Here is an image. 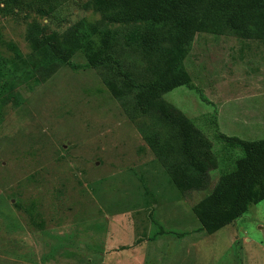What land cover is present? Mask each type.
Instances as JSON below:
<instances>
[{
	"label": "rangeland",
	"instance_id": "obj_1",
	"mask_svg": "<svg viewBox=\"0 0 264 264\" xmlns=\"http://www.w3.org/2000/svg\"><path fill=\"white\" fill-rule=\"evenodd\" d=\"M144 27L108 22L96 0L0 16V264H264V199L217 231L194 213L242 185L246 161L225 138L264 139V40L196 33L182 52L191 85L150 108L129 85L156 77ZM174 28L155 30L166 48ZM45 36L73 65L41 55Z\"/></svg>",
	"mask_w": 264,
	"mask_h": 264
},
{
	"label": "trees",
	"instance_id": "obj_2",
	"mask_svg": "<svg viewBox=\"0 0 264 264\" xmlns=\"http://www.w3.org/2000/svg\"><path fill=\"white\" fill-rule=\"evenodd\" d=\"M62 0H0V16L11 15L18 11L32 10L45 16H51ZM99 11L105 19L114 24L145 25L140 37L139 48L141 54L149 57V73L156 72V77L148 82L137 84L129 81L130 86H136L138 96L136 103L156 106V101L162 95L180 86H190L191 81L182 68V52L184 46L196 33L210 30L221 33L225 29L245 39L264 40V0H96ZM173 23L174 34L168 42L172 49L166 48L162 42L166 38L156 33L158 26ZM46 37V36H45ZM37 40V49L42 56L52 57L62 64L69 63L73 49L66 44H60L54 39ZM93 39V40H92ZM80 41L82 47H88L96 42L95 38L86 31ZM164 43V42H163ZM109 44L108 38L101 46ZM158 59L152 64V61ZM0 60H2L0 56ZM108 57L92 58L90 65L106 63ZM99 61V62H98ZM162 62V67L160 63ZM169 67L166 70L165 67ZM173 73L171 74L170 69ZM162 112L161 120L170 126L177 127L181 117L176 110L169 109L164 103H157ZM149 108V109H150ZM159 110V109H158ZM231 147L241 150L242 159L246 161V171L234 174L242 175V185L239 191L229 193L218 191L204 203L194 208V213L200 221L202 230L209 231L215 227L216 231L242 217L252 203L264 199V139L244 141L238 138H225ZM167 141L161 149L166 147ZM229 172L223 175L228 176ZM231 173V174H233Z\"/></svg>",
	"mask_w": 264,
	"mask_h": 264
}]
</instances>
